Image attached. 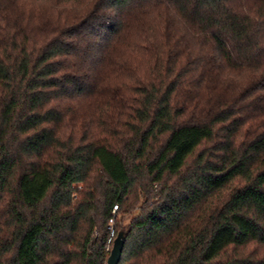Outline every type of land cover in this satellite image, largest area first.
<instances>
[{
  "label": "trees",
  "instance_id": "16d2710c",
  "mask_svg": "<svg viewBox=\"0 0 264 264\" xmlns=\"http://www.w3.org/2000/svg\"><path fill=\"white\" fill-rule=\"evenodd\" d=\"M115 214L117 264H264V0H0V264Z\"/></svg>",
  "mask_w": 264,
  "mask_h": 264
},
{
  "label": "water",
  "instance_id": "95a60500",
  "mask_svg": "<svg viewBox=\"0 0 264 264\" xmlns=\"http://www.w3.org/2000/svg\"><path fill=\"white\" fill-rule=\"evenodd\" d=\"M115 238L113 239L110 251H109V256L107 257L106 263L105 264H117L120 257H121V250L124 245L125 241V236H123L122 231H119L116 233L114 236Z\"/></svg>",
  "mask_w": 264,
  "mask_h": 264
},
{
  "label": "rangeland",
  "instance_id": "374dc122",
  "mask_svg": "<svg viewBox=\"0 0 264 264\" xmlns=\"http://www.w3.org/2000/svg\"><path fill=\"white\" fill-rule=\"evenodd\" d=\"M78 186H79V185H78ZM115 219L117 220L116 222H115V220H113V222L109 221V223H111V224H110L111 226H110L109 229H110V231L113 230V236H112V237H114L115 234H116V226L122 222V221L120 220V217H119L118 214H115ZM109 236H110V233H109Z\"/></svg>",
  "mask_w": 264,
  "mask_h": 264
},
{
  "label": "built area",
  "instance_id": "2783aa9c",
  "mask_svg": "<svg viewBox=\"0 0 264 264\" xmlns=\"http://www.w3.org/2000/svg\"><path fill=\"white\" fill-rule=\"evenodd\" d=\"M115 208H116V206H113V210H114ZM109 220H110L111 222H113L112 219H109ZM110 224H111V223H110ZM110 226H111V225H110ZM112 236H113V230L110 231V236H109L110 239L113 238ZM110 239L108 240V244L110 243Z\"/></svg>",
  "mask_w": 264,
  "mask_h": 264
}]
</instances>
